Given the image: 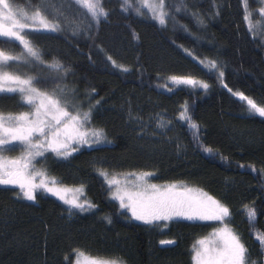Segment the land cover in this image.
I'll return each instance as SVG.
<instances>
[{"label":"trees","instance_id":"obj_1","mask_svg":"<svg viewBox=\"0 0 264 264\" xmlns=\"http://www.w3.org/2000/svg\"><path fill=\"white\" fill-rule=\"evenodd\" d=\"M38 2L10 0L27 11ZM178 2L165 0L166 8ZM132 3L139 7L137 0ZM54 4L63 8L68 24L61 23L56 33L25 30L26 39L45 62L59 61L68 72L17 61L9 62L19 65L9 71L35 77L34 85L45 92L74 90L73 103L81 111L92 108L86 128L103 130L106 140L78 148L67 159L45 152L35 164L59 184L82 188L94 207L70 214L47 193L38 191L36 200L28 201L17 187L0 185V264H71L77 251L123 264H193L196 242L216 232L220 222L134 221L109 197L100 171L153 173L156 183L205 190L228 207L225 223L239 235L250 260L264 264L256 239L257 232H264V117L250 115L246 101L233 95L240 92L264 105V22L256 15L261 4L248 0L251 31L243 0H185L186 11L169 9L179 23L169 20L163 27L144 8L143 17L122 12L120 0H102L108 18L91 27L81 22L84 10L74 0H45L43 7L52 13ZM73 21L80 24L77 35ZM0 51L20 55L23 47L0 37ZM206 60H216L224 76L206 67ZM172 76L195 78L209 87H177L168 82ZM184 105L198 132L180 119ZM28 110L19 92L0 93V114ZM161 121L163 128L157 126ZM249 208L256 212L251 224Z\"/></svg>","mask_w":264,"mask_h":264},{"label":"snow or ice","instance_id":"obj_2","mask_svg":"<svg viewBox=\"0 0 264 264\" xmlns=\"http://www.w3.org/2000/svg\"><path fill=\"white\" fill-rule=\"evenodd\" d=\"M62 2L63 0H61ZM256 2L264 5V0H256ZM44 3L45 0H39L32 14L28 15L22 9H15L10 0H0V37L18 41L23 46V52L20 55H10L0 51V93L19 92L23 103L30 107V111L19 115H0V185L18 187L23 198L28 201H35L36 193L43 191L69 205L70 214L71 209L85 212L94 207L90 201L87 199L81 201L78 197L67 198V190L59 186L55 178L46 179L45 172H35L31 169L34 168L33 161L36 157L43 156L46 151H51L56 156L67 159L72 152L78 150V147H72V145L91 147L93 144L98 145L106 140L103 130L86 128V125L91 123L92 108L90 107L88 111H81L73 103L76 97L74 90L58 87L52 93H47L34 85L35 77L21 78L9 71V69L19 66L9 62L17 61L28 67L43 65L49 72L65 74L68 72V69L59 61L45 62L43 53L29 39H26L29 33H26L25 29L29 27L38 33L41 30L56 33L62 30L61 23L68 24V17L62 7H55L54 4V12L49 13L48 9L43 7ZM74 3L79 6V9L84 10L80 13V19L86 27H91L93 22L99 25L101 18H108L109 13L103 7L102 0H74ZM120 3L122 12L128 13L129 10H132L140 17L145 15L141 9L147 8L151 13L150 18L162 27L166 26L169 20L179 23L174 14L170 15L169 9L173 12H179L181 8L187 10L185 0H179L177 4H170L167 8L165 0H159L158 3L155 0H137L139 7H134L132 0H120ZM244 3L245 20L251 31L253 28L252 12L248 9V0H244ZM256 15L258 21L264 22V6L259 8ZM198 20L201 25L204 24L202 18H198ZM73 23L72 34L77 35L80 31V24L74 21ZM181 27L187 30L186 26L181 25ZM188 54L191 55V52ZM108 59L112 58L108 57ZM112 63L114 67L117 66L115 61ZM205 66L210 70L216 69L219 72V77L224 76V72L218 67L216 60H206ZM118 67L125 72L129 70L123 65ZM56 79L62 78L57 77ZM169 80L177 87L180 85L193 87L199 85L204 89L209 87L207 83L188 77L172 76ZM224 86L227 87L226 84ZM172 90L169 89V91ZM233 95L241 101H246L247 111L250 115L264 117V105L256 103L240 92H233ZM96 104H99L98 100ZM180 119L187 121L189 126L198 132V126L191 121V117L188 115L187 105L183 106ZM157 126L163 128L165 125L161 121ZM17 144L22 146L20 157L13 159L3 155L6 151L15 150L14 146ZM37 175L41 177L39 182H36ZM100 175L105 177L110 187L113 184L118 185L113 199L119 200L120 207L128 209L134 219L145 224L173 219L213 220L224 223L225 218L230 215L228 207L206 192L183 185L160 186L150 183L147 177L153 173H129L128 175L134 176L135 179H126L123 187H119V180L108 179L106 171H101ZM78 191L82 193V188ZM255 216V209L249 208L250 224L254 222ZM106 219L109 223L111 222L110 218ZM256 239L259 241L262 255H264V232H257ZM161 243L171 244L174 241H162ZM199 244L200 247L195 250V264H256V261L250 260L248 250L241 242L239 235L227 226L219 228L212 233V238L201 240ZM79 255L84 256V253L81 252ZM83 264H118V262L88 257ZM119 264H123V262L120 261Z\"/></svg>","mask_w":264,"mask_h":264},{"label":"rangeland","instance_id":"obj_3","mask_svg":"<svg viewBox=\"0 0 264 264\" xmlns=\"http://www.w3.org/2000/svg\"><path fill=\"white\" fill-rule=\"evenodd\" d=\"M155 2L156 3H158L159 2V0H155ZM243 2H244V0H243ZM245 4V3H244ZM261 6H264V5H261ZM13 7L15 8V9H17V10H23L26 14H28V15H31L32 14V12L33 11H27V10H25L24 8H21V7H18V6H14L13 5ZM150 15H151V13L148 11V9L147 8H144ZM248 23V22H247ZM249 25V24H248ZM25 30H34L33 28H31V27H29L28 29H25ZM4 38H7V37H4ZM16 42H18V41H16ZM19 43V42H18ZM23 47V46H22ZM179 77H182V76H179ZM170 78V77H169ZM169 78H168V82L169 83H171L170 82V80H169ZM188 78H190V77H188ZM192 79H194V80H197V81H200V80H198V79H195V78H192ZM202 82V81H201ZM185 86H187V85H185ZM188 87H193V86H188ZM195 87H197V88H201L199 85H196ZM42 91V90H41ZM45 92V91H44ZM47 93H49V92H47ZM28 111H30V107H29V110ZM28 111H24V112H28ZM24 112H20V113H7V114H0V115H4V116H8V115H13V116H15V115H19V114H21V113H24ZM73 114H75V113H73ZM85 146H87V145H83V146H77V145H72V147H78V148H81V147H85ZM9 147H13V146H9ZM15 147V149L17 148L18 149V153L15 155L14 153H12V151H6V152H4L3 153V155H5L6 157H8V158H18V157H20L21 155H22V152H21V147L22 146H20V145H15L14 146ZM46 152H51V151H46ZM54 154V153H53ZM55 155V154H54ZM58 157V156H57ZM38 157H36V159H37ZM36 159L33 161V164H34V168L33 169H31V170H33V171H35V172H44L42 169H40L39 167H37V165L35 164L36 163ZM101 172V171H100ZM46 173V172H45ZM131 173H136V174H140V173H145V172H131ZM129 173H125V174H121V175H108V179H116V180H119L120 181V185H119V187H123L124 186V183H125V180L127 179V180H133V179H135V177L134 176H130V175H128ZM102 176V175H101ZM46 179H49V180H51L52 179V177H50L49 175H47L46 174V177H45ZM102 178L104 179V181H105V183L107 184V187H108V190H109V197L111 198V199H113V196L116 194V190H117V187H118V185H116V184H113L111 187L109 186V184H108V182H107V180L105 179V177L104 176H102ZM41 179V177L39 176V175H37L36 176V182H39V180ZM147 179H148V181L150 182V183H154V184H157V185H160V186H164V185H169V184H176V185H178V186H181L182 184H180V183H176V182H170V183H156V182H153L152 180H151V175L150 176H148L147 177ZM59 184V183H58ZM59 186H61V187H63V188H65L67 191H66V196H67V198H69V199H71V198H73V197H78L81 201H83V200H85L84 199V196H83V193H81L80 191H78V189H81L80 187H77V186H65V185H61V184H59ZM184 186V185H183ZM185 187H188V188H191V189H197V190H201V191H203V192H206L205 190H203V189H201V188H198V187H195V186H185ZM17 189L19 190V192H20V189L17 187ZM43 192V191H42ZM21 193V192H20ZM206 193H208V192H206ZM21 195H22V193H21ZM208 195H210V196H212L214 199H216V200H218V201H220L218 198H216L215 196H213V195H211V194H209L208 193ZM55 197V196H54ZM56 198V197H55ZM57 199V198H56ZM113 200H115L118 204H119V206H120V203H119V200H116V199H113ZM59 201H61V200H59ZM62 202V201H61ZM221 202V201H220ZM222 203V202H221ZM223 204V203H222ZM68 208H69V205H67V204H65ZM224 205V204H223ZM121 209H123L124 211H126L127 213H128V215H129V217L132 219V220H134V221H137V222H141V223H143L142 221H140V220H136V219H134L133 217H132V213L128 210V209H126V208H121ZM72 210V209H71ZM174 220V219H173ZM179 220H183V219H179ZM161 221H163V222H167V221H164V220H160V221H155V222H161ZM186 221H200V222H203L202 220H186ZM206 221H213V220H206ZM220 222V221H219ZM225 226H227L228 228H230L231 230H232V228L230 227V226H228L225 222L224 223H222V222H220V224H219V227H218V229L219 228H223V227H225ZM217 229V230H218ZM216 230V231H217ZM233 231V230H232ZM214 233V232H213ZM210 238H212V233H210L209 235H207L206 237H204V238H201V239H199L197 242H196V244H195V246H194V249H193V252H194V257H195V254H196V249H198L199 247H200V244H199V242L201 241V240H208V239H210ZM79 253H81L80 251H77V252H75L74 253V255H73V257H72V259H71V264H83V262H84V260L86 259V258H88V257H91V256H88V255H86V254H84V256H80L79 255ZM83 253V252H82ZM91 258H95V257H91ZM95 259H101V258H95ZM102 260H109V261H111L110 259H102ZM119 264V263H118ZM193 264H195V260H194V262H193Z\"/></svg>","mask_w":264,"mask_h":264},{"label":"water","instance_id":"obj_4","mask_svg":"<svg viewBox=\"0 0 264 264\" xmlns=\"http://www.w3.org/2000/svg\"><path fill=\"white\" fill-rule=\"evenodd\" d=\"M166 245H168V244H166Z\"/></svg>","mask_w":264,"mask_h":264}]
</instances>
